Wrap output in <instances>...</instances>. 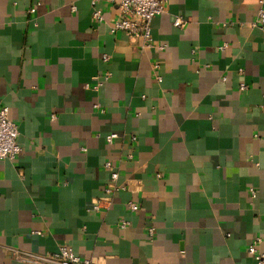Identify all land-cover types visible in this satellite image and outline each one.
Wrapping results in <instances>:
<instances>
[{"label": "crops", "instance_id": "obj_1", "mask_svg": "<svg viewBox=\"0 0 264 264\" xmlns=\"http://www.w3.org/2000/svg\"><path fill=\"white\" fill-rule=\"evenodd\" d=\"M163 1L148 46L103 1L98 23L91 0H0V107L23 149L0 160V264L63 245L92 264L264 253V0Z\"/></svg>", "mask_w": 264, "mask_h": 264}, {"label": "built area", "instance_id": "obj_2", "mask_svg": "<svg viewBox=\"0 0 264 264\" xmlns=\"http://www.w3.org/2000/svg\"><path fill=\"white\" fill-rule=\"evenodd\" d=\"M105 2L109 5L117 7L119 11V18L110 26L112 33L123 32L131 38L142 39L146 45L152 46V21L165 13L166 4L163 0H91L93 9L92 18L95 22L103 23V12L98 9L100 2ZM263 3V2H262ZM264 30V6L258 11L257 22ZM176 27L183 26V21L177 19L174 22ZM109 58L104 55V60ZM245 85L242 90H246ZM116 135H110L107 139L112 143ZM19 130L16 123L10 118V110L7 106L0 107V160H16L23 152L19 144ZM105 168L110 171L111 181L115 182L119 178V173L115 170L111 162L105 164ZM118 189L114 185H109L105 189L106 195H112ZM252 194L255 192L252 190ZM129 208L132 211L137 209L135 203H129ZM95 211L102 209L100 203L93 207ZM125 227V224L122 225ZM151 235L153 230H150ZM263 244L261 238H256L254 243L249 248V254L252 255L257 264H264V253L260 252L258 246ZM40 264H92V261L83 259L76 255L73 250L63 245L60 247L59 252L53 256L43 258Z\"/></svg>", "mask_w": 264, "mask_h": 264}]
</instances>
